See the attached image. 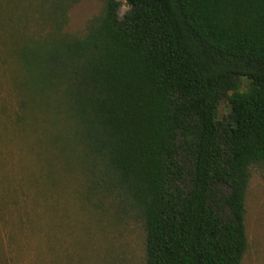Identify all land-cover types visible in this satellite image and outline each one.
I'll return each instance as SVG.
<instances>
[{
	"label": "trees",
	"instance_id": "obj_1",
	"mask_svg": "<svg viewBox=\"0 0 264 264\" xmlns=\"http://www.w3.org/2000/svg\"><path fill=\"white\" fill-rule=\"evenodd\" d=\"M121 2L104 0L81 38L19 44L21 111H36L40 141L41 101L64 107L49 143L103 162L143 225L145 264H241L246 188L264 167V0H123L120 18Z\"/></svg>",
	"mask_w": 264,
	"mask_h": 264
},
{
	"label": "rangeland",
	"instance_id": "obj_2",
	"mask_svg": "<svg viewBox=\"0 0 264 264\" xmlns=\"http://www.w3.org/2000/svg\"><path fill=\"white\" fill-rule=\"evenodd\" d=\"M103 7L104 0H0V264H145L143 225L105 185L103 162L71 141L61 153L63 142L49 143L64 107L45 115L41 101L46 141L32 134L36 111L20 108L28 82L21 42L48 33L81 38ZM226 114L222 101L219 118ZM246 189L241 264H264V167L251 169Z\"/></svg>",
	"mask_w": 264,
	"mask_h": 264
}]
</instances>
